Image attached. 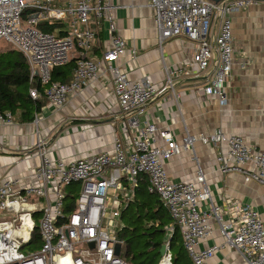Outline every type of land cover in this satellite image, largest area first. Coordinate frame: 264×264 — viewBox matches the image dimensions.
<instances>
[{"label":"built area","instance_id":"obj_1","mask_svg":"<svg viewBox=\"0 0 264 264\" xmlns=\"http://www.w3.org/2000/svg\"><path fill=\"white\" fill-rule=\"evenodd\" d=\"M111 2L0 0V45H11L27 57L31 80L38 76L40 84L31 87L32 98H45L61 109L98 79L104 63L113 75L121 112L134 132L130 145L117 137L114 152L73 162L52 159L39 143L40 165L32 181L21 177L0 180V264H127L117 254L118 245L122 247L117 232L123 207L133 198L142 175L149 180V192L160 197L172 216L192 264H210L221 248L218 244L201 247L213 233L212 221L224 245L238 252L247 264H264V219L257 209L240 199L220 205L201 170L196 179L174 181L165 166L166 160L193 151L198 142L216 145L220 147V173L241 174L244 181L264 186V152L243 136L222 129L209 135L187 132L178 140L169 127L141 123L133 114L167 92L178 98L175 79L197 77L200 72H210L204 93L219 97L220 105L225 106L224 87L234 62L230 15L264 0H149L160 47L178 37L195 44L192 61L166 69L162 86L147 78L133 81L116 64L128 44L116 34V7ZM42 24L62 27L47 32L40 28ZM102 25L110 32L111 47L98 59L92 53ZM74 52L77 64L72 80L52 81V69L67 64ZM194 66L199 73L193 71ZM14 122L15 114L0 112V127ZM77 184L75 207L66 211L68 189ZM160 264H172L170 248Z\"/></svg>","mask_w":264,"mask_h":264},{"label":"crops","instance_id":"obj_2","mask_svg":"<svg viewBox=\"0 0 264 264\" xmlns=\"http://www.w3.org/2000/svg\"><path fill=\"white\" fill-rule=\"evenodd\" d=\"M111 3L116 7L113 13L116 34L128 44L127 51L116 64L131 80L147 78L162 86L166 82V69H176L181 63L192 61L195 44L184 37L159 46L155 11L149 0H112ZM230 18L234 62L232 75L224 87L228 98L225 106L220 105L219 97L204 93L210 72L199 73L194 66L193 71L200 76L175 79L178 98L167 92L133 114L141 123L169 127L178 140L187 132L209 135L222 129L243 136L264 152V2L235 11ZM110 36L107 25H102L93 57L101 59L109 50ZM72 54V58L77 59L76 52ZM41 100L42 106L33 114L32 120H23L17 112L13 124L0 127V180L21 177L26 182L32 181L35 169L40 165L39 143H43L52 159L66 162L112 153L117 137L125 145L131 144L134 132L121 112L114 93L113 75L104 63L100 66L98 79L73 95L61 109L54 108L45 98ZM219 148L198 142L193 151H183L166 160L170 178L193 180L201 170L216 203L221 205L230 199H240L251 204L264 219V186L244 181L241 174L220 173ZM212 223L213 233L201 247L218 244L221 248L210 259V264H247L238 252L224 245L217 224Z\"/></svg>","mask_w":264,"mask_h":264},{"label":"trees","instance_id":"obj_3","mask_svg":"<svg viewBox=\"0 0 264 264\" xmlns=\"http://www.w3.org/2000/svg\"><path fill=\"white\" fill-rule=\"evenodd\" d=\"M61 27L62 24L40 25L47 32ZM76 60L71 58L67 64L53 68L52 81L70 82ZM34 86L40 87L38 76L31 80V67L25 54L14 47L0 49V112H20L23 120H32L33 114L42 106L41 99H34L30 95V89ZM148 186L147 176L142 175L133 198L123 207L122 225L117 232L122 242L121 258L127 264H160L163 258L161 248L168 244L172 264H192L172 216L160 197L149 192ZM78 189V184L68 189L66 211L74 209Z\"/></svg>","mask_w":264,"mask_h":264},{"label":"water","instance_id":"obj_4","mask_svg":"<svg viewBox=\"0 0 264 264\" xmlns=\"http://www.w3.org/2000/svg\"><path fill=\"white\" fill-rule=\"evenodd\" d=\"M168 250H169V248H168L167 244L163 245L162 248H161V254L162 255L167 254ZM120 252H121V246L118 245V247H117V254L120 255Z\"/></svg>","mask_w":264,"mask_h":264},{"label":"rangeland","instance_id":"obj_5","mask_svg":"<svg viewBox=\"0 0 264 264\" xmlns=\"http://www.w3.org/2000/svg\"><path fill=\"white\" fill-rule=\"evenodd\" d=\"M7 48H12L11 45L5 44V43H1L0 45V49H7ZM114 194V193H113ZM27 250V249H26Z\"/></svg>","mask_w":264,"mask_h":264}]
</instances>
